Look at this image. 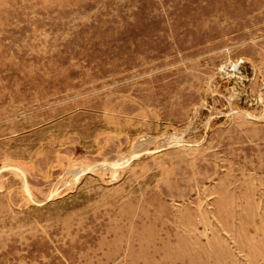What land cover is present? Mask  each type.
Masks as SVG:
<instances>
[{"label": "rangeland", "instance_id": "1", "mask_svg": "<svg viewBox=\"0 0 264 264\" xmlns=\"http://www.w3.org/2000/svg\"><path fill=\"white\" fill-rule=\"evenodd\" d=\"M0 264H264V0H0Z\"/></svg>", "mask_w": 264, "mask_h": 264}]
</instances>
